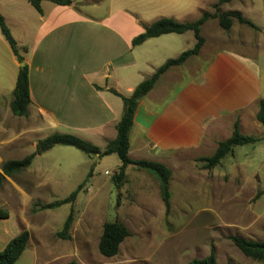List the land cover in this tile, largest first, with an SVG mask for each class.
<instances>
[{
    "label": "crops",
    "instance_id": "crops-1",
    "mask_svg": "<svg viewBox=\"0 0 264 264\" xmlns=\"http://www.w3.org/2000/svg\"><path fill=\"white\" fill-rule=\"evenodd\" d=\"M255 2L232 0L220 5L219 10L241 13L258 31L235 20L228 31L222 30L216 19L206 21L201 27L205 42L199 54L163 73L138 102L129 132L131 160L160 163L172 177L179 154L196 152L205 142L210 144L228 125V119L233 123L238 119L240 128L243 119L236 115L248 107L256 109L260 100L264 101V15L255 11ZM216 3L217 0H187L185 4L183 0H71L70 5L60 6L42 1L39 14L25 0H0L1 15L13 38L18 47L27 50L22 56L28 66L30 124L22 133L13 132L12 144L23 150L30 141L31 149L23 153L30 155L39 140L60 133L77 136L103 152L115 139V127L122 115V101L110 90L130 96L166 61L195 45L191 31L149 38L137 46L132 45V40L160 18L192 23ZM209 41L213 44L208 45ZM205 49L208 51L203 55ZM3 53L7 54V79L11 85L18 74L12 66L18 67L19 63L0 32V72ZM14 87L15 84L12 93ZM12 99L13 95L0 101V129L4 119L16 117L10 110ZM255 111L252 114L256 115L258 110ZM114 156L95 160L100 166ZM114 160L117 173L121 162ZM130 168L134 170L132 165L125 167L122 185L115 186L118 196L123 195L120 203H153L161 208L156 181L138 170L130 182ZM128 192L135 194L132 201L125 197ZM22 230L10 213L8 219H0V251ZM50 262L28 241L16 264Z\"/></svg>",
    "mask_w": 264,
    "mask_h": 264
},
{
    "label": "rangeland",
    "instance_id": "rangeland-1",
    "mask_svg": "<svg viewBox=\"0 0 264 264\" xmlns=\"http://www.w3.org/2000/svg\"><path fill=\"white\" fill-rule=\"evenodd\" d=\"M186 1L183 0L184 4ZM255 11L264 15V0H256ZM211 31L213 29H209ZM224 35L228 37V33ZM24 40L28 39L25 37ZM1 58L4 88L0 89V101L4 102L11 99L15 81L13 79L9 85L7 54H1ZM19 67L12 66V69L17 72ZM258 104L256 109L248 107L236 117L243 119L240 133L257 137L259 142L237 146L218 166L204 169L198 159L211 156L218 142L230 136L233 121L228 119V125L210 144L205 142L196 152L179 154L178 165L172 168L169 189L174 200L167 216L160 199V183L153 174L135 166L134 170L128 171L130 182L138 170L156 181L161 208L153 203L121 204L123 195L118 196L119 190L113 182L116 156L106 158L99 166L94 157L69 146H56L35 158L25 170L4 177L0 187V207L29 232V244L51 259L48 264H67L71 260L76 264H188L193 259L205 258L212 248L217 264L228 261L232 264H264V261L245 257L229 240L232 236L255 241L264 239V126L252 114L258 110ZM3 122L0 169L6 161L23 159L29 155L23 153L31 149L30 141L23 150L16 143L12 144L13 132L22 133L29 126L27 116H9ZM37 138H34L35 142ZM90 170L92 173L86 178ZM85 178L71 203L54 210L41 209L68 197ZM134 196L128 192L125 197L132 201ZM69 214L70 238L62 240L56 234ZM114 221L122 223L130 235L120 244L117 255L105 258L98 252V242L103 225Z\"/></svg>",
    "mask_w": 264,
    "mask_h": 264
},
{
    "label": "trees",
    "instance_id": "trees-1",
    "mask_svg": "<svg viewBox=\"0 0 264 264\" xmlns=\"http://www.w3.org/2000/svg\"><path fill=\"white\" fill-rule=\"evenodd\" d=\"M27 1L39 14H42L41 2L49 1L56 5L68 6L71 4V0H25ZM232 0H217V3L213 5V12H203L201 16L192 23H179L171 18H160L150 25L144 27V32L135 37L132 40V45L137 46L142 44L149 38H156L165 34H182L187 31H191L194 34L195 45L192 49L182 52L174 59H169L162 66H160L155 73L149 78L138 84L130 96L125 97L118 94L114 90L110 92L120 98L122 101V115L118 123L116 124V137L114 140L108 142L105 150L101 152L97 147L90 142L83 140L77 136L70 134L53 133L46 138L39 140L36 144V150L34 153L27 155L21 160H9L2 164L0 173V187L4 177H11L13 174L23 171L28 168L35 156L40 155L46 151L51 150L55 146H69L73 147L80 152L86 154L89 157L100 159L105 156L115 154L118 160L121 162L119 170L114 175V185L119 188L124 180V170L128 165L135 166L136 168L146 170L153 174L160 183V198L164 205V212L167 216L170 213V199L171 193L169 191V182L171 178L170 170L157 162L146 160H131L128 157L129 149V132L133 125V117L138 102L153 88L159 77L172 67L182 65L187 59L193 56H197L204 45V38L201 36L202 25L210 20L216 19L219 27L228 31L232 26L233 20L237 21L241 25L258 31V28L248 19L242 16L237 11L220 12L219 6L228 3ZM0 32L8 44L12 54L16 58L18 63L24 62V58L21 55L26 53V48L18 47L15 39L11 35L8 26L5 23L4 18L0 14ZM99 89L98 87H96ZM13 99L10 103V110L12 115L16 117H25L28 113L29 99V78H28V66L24 63L23 67H19L15 87L13 90ZM256 121L264 126V101L260 100L258 104V111L256 113ZM260 139L252 136H244L240 133L239 120L236 119L233 123L231 135L224 141L218 142L213 154L209 157L198 159L203 163V167L206 170H211L218 166L221 160L229 154L233 153V150L237 146L255 144ZM90 170L86 178L91 175ZM86 178L78 185V187L69 194L68 197L61 200H56L50 204L42 206V210H54L63 205L71 203L81 188L82 184L86 181ZM35 209H33V212ZM9 212L0 207V219H8ZM71 224V214L65 219L61 231L57 232V237L62 240H68V230ZM129 231L120 222H107L103 225L102 234L98 242V252L105 258H111L117 255L120 244L128 237ZM229 240L233 245L247 258L254 261H264V239L262 241H255L250 239H244L237 236L229 237ZM29 241V232L22 230L16 237L11 239L3 250L0 251V264H16L18 258L22 255ZM67 264H76L71 260ZM188 264H217L215 252L212 248L209 254L203 259H193ZM226 264H232L228 261Z\"/></svg>",
    "mask_w": 264,
    "mask_h": 264
},
{
    "label": "water",
    "instance_id": "water-1",
    "mask_svg": "<svg viewBox=\"0 0 264 264\" xmlns=\"http://www.w3.org/2000/svg\"><path fill=\"white\" fill-rule=\"evenodd\" d=\"M19 66H20V67H23V66H24V62L19 63Z\"/></svg>",
    "mask_w": 264,
    "mask_h": 264
},
{
    "label": "built area",
    "instance_id": "built-area-1",
    "mask_svg": "<svg viewBox=\"0 0 264 264\" xmlns=\"http://www.w3.org/2000/svg\"><path fill=\"white\" fill-rule=\"evenodd\" d=\"M107 175L109 174V173H106ZM110 175V174H109Z\"/></svg>",
    "mask_w": 264,
    "mask_h": 264
}]
</instances>
